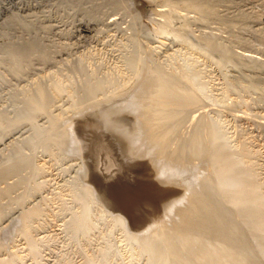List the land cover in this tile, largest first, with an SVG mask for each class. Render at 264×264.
Masks as SVG:
<instances>
[{
	"label": "rangeland",
	"instance_id": "obj_1",
	"mask_svg": "<svg viewBox=\"0 0 264 264\" xmlns=\"http://www.w3.org/2000/svg\"><path fill=\"white\" fill-rule=\"evenodd\" d=\"M196 4L201 7L200 11L190 7ZM163 12H168V15L163 16ZM239 14L244 15L245 21H240ZM236 17L238 20H234ZM84 24L91 28L89 33L82 32L80 26ZM212 37L221 44H218L220 47L215 46L223 48L226 53L211 47ZM263 38L264 0H0V117L5 116L8 121L7 124H0V143L4 144L0 147V169L15 163L20 165L26 161L25 158L26 162H30L26 163L27 167L19 166L21 170L18 173L21 172V175L16 173L15 176L0 179V228L10 226L12 220L14 226L22 228L21 212L37 204L46 214L39 220L40 226L34 223L32 227L36 230L33 231V241L38 252L35 263L47 264L48 260H52L51 264H83L92 260L95 264H149L148 257L136 254L133 244L126 239V229L115 224L112 227L113 220L110 219L113 218L109 217L112 212H120L125 217L124 212L113 210V206L108 205L109 208L100 203L102 210L109 215L106 214L102 221L99 219L85 239L72 236L67 226L70 219L83 214V207L76 196L80 193L79 184L75 182L77 176L81 184L95 185L86 182V177L80 175L82 171L78 168L83 166L86 153L68 154L63 149L62 137L54 144L47 139L58 128L60 131V127L61 131L65 128L63 132L67 133L66 129L70 126L77 129L79 122L92 121L98 110L113 105L119 97L114 99L113 95L119 91L99 96L98 100L102 103L97 101L101 104L96 107L98 109L93 106L95 103L85 101L81 89L86 77L79 64L86 59L84 62L89 68L98 70L97 66L105 64L112 69L114 58L120 55L119 48L125 47V43L130 44L131 39H136L141 46L144 66L149 67L152 78L169 77L170 74L180 80L178 73L184 60L194 59L203 69L209 95L216 99L223 96L225 100L221 105L214 99L205 101L198 115L194 113L195 117H189L183 134L192 131L200 113L203 115L204 112L208 115L206 117L215 118L225 128L234 144L246 141L257 155L264 157ZM221 52L227 54L226 58L220 55ZM90 57L93 59L90 60ZM133 77L132 81L127 80V87L125 83L121 89L136 83ZM145 77L148 76L145 74ZM227 82L234 89H229L225 96ZM38 90L44 91L48 98L45 112H30L29 100L35 99ZM124 90H120L119 94ZM19 128L27 133L26 137L21 138L17 134L14 140L9 141L8 138L19 132ZM102 131L108 134L105 130L99 132ZM94 132L92 128L88 131L86 139L89 144ZM196 136L198 140L203 138L206 147L202 151H213L204 130ZM179 142L174 144L177 142L172 137L173 146L179 150L191 148L182 140ZM58 152L61 153L57 157ZM14 153H19L21 157H16ZM69 155L76 158L71 163L74 165L72 169L67 164L73 160ZM46 160L50 161L49 165L43 164ZM101 164L103 171L100 170V175L105 176L106 164L104 161ZM114 180L110 179L108 183L112 184ZM99 202L96 200V204ZM219 209L223 210L217 205L216 211ZM1 232L0 229V260L12 259L14 264H32L31 258L25 255L27 252H18L23 242L15 227L14 230L7 228L3 234ZM13 247L18 249V256ZM104 252L108 254L107 261L104 260Z\"/></svg>",
	"mask_w": 264,
	"mask_h": 264
},
{
	"label": "bare ground",
	"instance_id": "obj_2",
	"mask_svg": "<svg viewBox=\"0 0 264 264\" xmlns=\"http://www.w3.org/2000/svg\"><path fill=\"white\" fill-rule=\"evenodd\" d=\"M190 7L194 11L201 10L198 4ZM162 15L166 16L168 12H163ZM238 18L241 21L244 15L239 14ZM234 20H238L237 17ZM80 27L82 32H90L89 25ZM187 28L183 30L187 31ZM129 41L132 42L119 48L120 55L114 58L112 69L104 66L105 64L97 66L98 70L90 66L91 69L84 62L86 59L79 64L80 71L86 77L81 90L84 100L95 103L93 106L96 108L99 105L97 101L102 103V100H98L99 96H106L115 91L120 93V90H124L121 89L123 85L133 76L136 78L133 77V80L137 82L128 86L122 94H113L115 97H111L115 99L119 96L118 99L113 105L103 106L98 110L99 113L94 115L92 121L88 120L89 122L83 124L79 122L77 129L70 126L66 129L67 133L63 132L65 128L61 131L60 127V131L58 128V131L47 139L49 143L54 144L62 137L63 149L68 154L86 153L83 166L78 168L82 171L80 175L86 177V182L90 181V184L95 185L92 184L94 187H91L81 184L77 181L79 176L74 179L79 184L80 193L76 196L83 207V214L70 219L67 225L70 233L76 238L81 236L80 239L88 237L99 219L102 221L108 214L102 210L105 204L113 206V210L124 212L125 217L120 212L110 214L109 217L113 218L110 219L113 220L112 227L114 224L124 227L126 239L133 244L136 254L148 257L149 264H264V157L257 155L246 141L234 144L231 136L224 131L225 128L215 118L206 117L204 112L203 115L200 113L199 121L192 131L183 134L187 120L202 110L205 101L214 99L220 104L225 99L223 96L216 99L209 95L208 85L206 86L202 75L203 69H200L194 59L184 60L178 73L180 80L170 74L169 77L166 75L164 78H152L149 75V67L144 66L145 57L138 41ZM210 43L212 48L223 50L219 48L221 44L216 38H210ZM32 45L37 46L34 43ZM178 50L180 52V49ZM225 53L221 52L220 55H225L226 58ZM91 59L93 58L90 57ZM218 62L217 65H220ZM145 74L148 77H145ZM231 86L232 84L227 82L225 91L221 89L225 96L229 89H234L230 88ZM47 101L44 91L38 90L35 99L29 100V111L45 112ZM7 122L5 116L0 117L1 125ZM91 128L95 129V132L89 144L86 136ZM100 130H105L108 134L105 135L106 133L99 132ZM203 130L211 141L210 148L214 152L201 150L206 146L203 145V138L198 140L196 135H200ZM23 131L10 136L8 140H14L17 134L22 138L27 134ZM172 137H175L177 142L174 144H180L179 140H182L183 144L187 143L191 148L179 150L173 146ZM1 146L4 144L0 143ZM60 153L58 152L57 157ZM14 154L21 157L18 156L19 153ZM69 156L72 160L73 157ZM62 157L65 159L63 155ZM25 159L27 161V158ZM74 160L76 158L67 163L71 169L74 167L71 165ZM26 161L25 164L19 161L18 163L24 168L26 163H30L29 160ZM50 161L46 160L43 164ZM101 161L106 164L105 176L100 175ZM15 164L0 169V179H6L13 174L15 176L19 169L21 170L20 165ZM204 167L207 170H204ZM112 172L116 173L111 174ZM18 174L21 175V172ZM110 179H115L114 183L109 184ZM96 200L100 202L96 204ZM41 202L44 203L45 200L42 199ZM35 205L30 210L21 212L20 218L24 224L22 228L17 226L16 229L13 220L10 221V226L0 228L4 233L7 228L14 230L15 227L23 242L20 249L17 246L18 252H27L25 255L31 258L32 264H37L34 259L36 260L38 253L36 242L33 241L35 229L32 227L34 223L39 224V220L46 214L42 206ZM217 205L223 210L219 209L217 212ZM132 229L136 233L131 232ZM17 248H14L16 255ZM103 254L104 260L107 261L108 254ZM3 260H0L3 264L15 263L12 259ZM50 261L52 260H48L47 264H51ZM83 264L95 262L90 260Z\"/></svg>",
	"mask_w": 264,
	"mask_h": 264
}]
</instances>
